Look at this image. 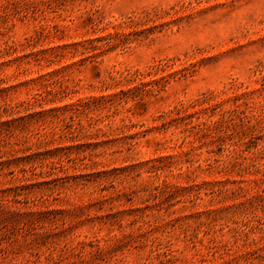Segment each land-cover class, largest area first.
I'll return each instance as SVG.
<instances>
[{
    "label": "rangeland",
    "instance_id": "374dc122",
    "mask_svg": "<svg viewBox=\"0 0 264 264\" xmlns=\"http://www.w3.org/2000/svg\"><path fill=\"white\" fill-rule=\"evenodd\" d=\"M0 264H264V0H0Z\"/></svg>",
    "mask_w": 264,
    "mask_h": 264
}]
</instances>
